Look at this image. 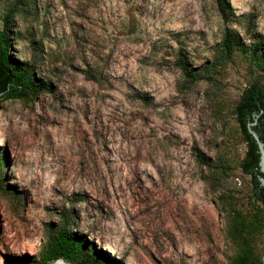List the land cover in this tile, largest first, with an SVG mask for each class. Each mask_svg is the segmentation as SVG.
Wrapping results in <instances>:
<instances>
[{
    "label": "rangeland",
    "instance_id": "rangeland-1",
    "mask_svg": "<svg viewBox=\"0 0 264 264\" xmlns=\"http://www.w3.org/2000/svg\"><path fill=\"white\" fill-rule=\"evenodd\" d=\"M218 1L0 0L10 64L45 86L0 98L2 149L38 204L28 214L0 173V264H44L64 221L86 242L72 264L261 261L264 207L233 109L264 83V0H223L227 17Z\"/></svg>",
    "mask_w": 264,
    "mask_h": 264
},
{
    "label": "trees",
    "instance_id": "trees-1",
    "mask_svg": "<svg viewBox=\"0 0 264 264\" xmlns=\"http://www.w3.org/2000/svg\"><path fill=\"white\" fill-rule=\"evenodd\" d=\"M218 10L223 17H227L229 9L223 0L218 1ZM11 16L3 18V26L0 30V98L2 97H19L26 95L27 92L38 94L45 86H41L34 78L33 73L28 68L17 69L10 64L7 51L8 43V24ZM234 44V37L226 28L223 33L220 56L228 58ZM262 44L257 41L250 44V51L252 54H258L261 51ZM257 65L264 70V57L260 58ZM176 66L187 80L197 81V76L191 74L182 59L176 61ZM257 116V123L253 127L254 131L259 135V138L264 142V83H258L247 87L240 95L234 109L233 116L236 124L240 130L243 142L246 146L244 158L240 162L241 172L250 178L252 187V200L260 203L264 207V189L259 187L258 182V161L259 154L257 153V146L248 133L246 125L252 122L254 116ZM196 160L205 164L201 156H196ZM1 163H6V160L0 159ZM1 180V175H0ZM252 223H250L251 225ZM69 223L63 222L61 228L56 235L52 236V244L48 249V255L44 260V264L52 262L58 258H62L71 263L76 262V256L82 247L86 244L84 239L78 236H72L68 232ZM4 264H14L6 262ZM234 264H250L246 255H242ZM261 264V261L258 263Z\"/></svg>",
    "mask_w": 264,
    "mask_h": 264
},
{
    "label": "water",
    "instance_id": "water-1",
    "mask_svg": "<svg viewBox=\"0 0 264 264\" xmlns=\"http://www.w3.org/2000/svg\"><path fill=\"white\" fill-rule=\"evenodd\" d=\"M256 123H257V116L255 115L253 121L247 123L246 128L257 146V153L259 154V161H258L259 175L257 179L259 182V187L264 189V142L260 140L259 135L253 129ZM0 159L6 160V163H1L0 173L4 180L10 198L26 203V206L24 208L29 214L38 204L33 199H31L27 194H25L24 190L22 189L19 182L15 178L18 163L10 149H2L1 135H0ZM0 234L4 239L9 237L5 223V218L4 215H2L1 213H0ZM46 264H72V263L64 261L62 258H58ZM261 264H264V254L262 255L261 258Z\"/></svg>",
    "mask_w": 264,
    "mask_h": 264
}]
</instances>
